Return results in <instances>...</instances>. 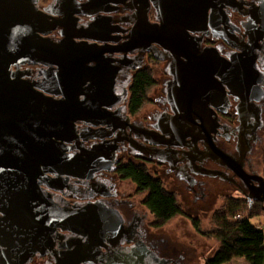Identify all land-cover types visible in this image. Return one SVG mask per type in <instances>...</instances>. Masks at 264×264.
Instances as JSON below:
<instances>
[{"label": "flooded vegetation", "instance_id": "flooded-vegetation-1", "mask_svg": "<svg viewBox=\"0 0 264 264\" xmlns=\"http://www.w3.org/2000/svg\"><path fill=\"white\" fill-rule=\"evenodd\" d=\"M76 1L84 4L90 0ZM51 4H57V0L39 2L40 8ZM98 4L109 11L77 14L76 17L78 27L103 20L97 23L94 35L107 39L98 45L104 52L106 66L101 71L105 78L102 88H112L114 93L111 97L106 95L104 102L107 103L102 107L111 113L107 119L109 125L77 121L78 135L95 133L97 137L84 140L79 136L68 145L71 146L69 152L76 153L81 147L90 149L116 143L119 147L117 160L111 170H100L92 178L70 176L67 181L56 182L57 189L45 184L42 189L50 201L62 207L90 203L97 205L103 213L111 210L120 213L124 232L107 243L102 253L92 260L94 264H127L124 259L130 255L137 264H177V251L168 240L150 231V210L133 200L137 191L129 193L121 186L124 181L134 182L122 178L118 169L123 163L145 165L154 176L172 179L173 186L187 192L194 204L217 197L246 199L247 193H258L257 186L264 184V170L261 169L264 168V0L94 2V6ZM145 17L160 25L174 23L175 37L183 35L189 47L174 54L157 43L134 48L136 44L130 42L133 30ZM60 30H53L50 37L60 40L63 37ZM94 42L89 40V43ZM243 52L254 58V70L261 78L255 89H237L216 74L217 83L206 102L207 107L202 98L196 97L197 107L190 113L195 116V124L176 121L178 118L184 120L187 114L181 109L174 86L179 85L180 66L190 61L188 55L203 56L207 60L217 53L230 61ZM159 64L162 76L154 78L159 89L150 102L153 107L146 112L143 111L145 106L132 109V86L136 75L144 68L159 67ZM89 65L95 66L97 62L91 61ZM45 68L34 64L21 67L29 70L26 79L32 83L42 82L41 72ZM113 76L114 82L110 83ZM79 99L84 100L85 95L81 94ZM217 151L232 157L234 162L227 161ZM177 189L174 191L179 192ZM257 202L260 201H248L247 209ZM143 206L147 210L142 209ZM58 234L61 238L56 239V247L77 237L68 231ZM28 264H57V260L48 250L38 252Z\"/></svg>", "mask_w": 264, "mask_h": 264}, {"label": "water", "instance_id": "water-1", "mask_svg": "<svg viewBox=\"0 0 264 264\" xmlns=\"http://www.w3.org/2000/svg\"><path fill=\"white\" fill-rule=\"evenodd\" d=\"M39 2L0 0V264H28L38 252L48 250L57 264H94L92 260L107 243L124 232L122 216L114 210L103 213L90 203L73 208L59 206L44 194L42 184L57 189L56 182L67 181L70 176L92 178L116 163V143L81 147L76 153H70L68 145L79 139L77 121L109 125L111 113L102 107L107 103L104 99L114 93L112 88H102L105 78L101 71L106 66L98 45L107 39L94 35L97 23L103 20L78 27L76 17L109 9L94 6L98 0L84 4L57 0V4L44 8ZM58 28L63 37L55 41L50 34ZM176 30L174 23L160 25L145 17L133 30L130 42L136 44L134 48L157 43L173 54L182 52L189 42L183 35L175 37ZM81 38L85 39L78 41ZM188 57L190 61L180 66L181 72L178 70L179 85L174 86L181 109L187 114L184 120L177 117L176 121L195 124V116L190 113L197 107L196 97L202 98L207 107L217 83L216 74L225 83L247 91H253L261 80L254 70V58L246 52L230 61L217 53L207 60L194 54ZM91 61L97 65H89ZM32 64L46 67L40 83L26 79L29 70L21 69ZM81 94L84 100L79 99ZM81 136L84 140L97 137L95 133ZM217 153L234 162L232 157ZM257 189L258 193L249 192L245 198L250 203L260 201L264 210V184ZM60 231L77 237L56 247ZM124 260L127 264L138 262L132 255Z\"/></svg>", "mask_w": 264, "mask_h": 264}, {"label": "trees", "instance_id": "trees-1", "mask_svg": "<svg viewBox=\"0 0 264 264\" xmlns=\"http://www.w3.org/2000/svg\"><path fill=\"white\" fill-rule=\"evenodd\" d=\"M156 84L150 68L140 70L132 86L131 107L142 108L149 101V93ZM118 173L124 179L132 180L137 194L153 215L151 228L159 229L177 216L183 215L179 194L168 190L163 179L151 174L145 165L123 163ZM244 198L227 197L211 215V227L203 229L197 217H191L194 227L206 237H215L219 246L216 252L206 258L204 264H228L234 258H245L247 264H264V226L253 223L252 218L264 214L263 204L257 202L247 209ZM243 218H234L246 214Z\"/></svg>", "mask_w": 264, "mask_h": 264}, {"label": "rangeland", "instance_id": "rangeland-1", "mask_svg": "<svg viewBox=\"0 0 264 264\" xmlns=\"http://www.w3.org/2000/svg\"><path fill=\"white\" fill-rule=\"evenodd\" d=\"M156 65V64H155ZM155 79H160L162 74L159 67L155 66L150 68ZM156 85V84H155ZM152 87L149 98L150 101L144 105L143 111L146 112L153 106L150 105L152 98L157 95V89L159 86ZM264 170V168H261ZM152 174V173H151ZM163 178V176H160ZM167 189L174 191L177 188L173 186L172 179L163 180ZM121 186L126 188L129 193H135L137 186L131 181L121 182ZM179 192V199L183 206L184 214L177 216L167 225L162 228L154 229L150 228V231L154 234H159L160 238L168 240L171 247L177 251L179 255L177 264H204L206 258L211 257L217 250L219 242L215 237H206L196 230L191 217H197L203 229H209L211 227V215L215 209H217L224 201V197H217L216 199L209 200L207 202H200L194 204L189 194L182 189H177ZM133 200L137 202L138 206L142 203V196L140 194L133 197ZM213 201V202H212ZM142 209L147 208L143 206ZM153 220L151 213L148 215V221ZM253 223H258L264 226V214L254 216L252 218ZM182 255V256H181ZM183 257V258H180ZM228 264H247L245 258H234Z\"/></svg>", "mask_w": 264, "mask_h": 264}, {"label": "built area", "instance_id": "built-area-1", "mask_svg": "<svg viewBox=\"0 0 264 264\" xmlns=\"http://www.w3.org/2000/svg\"><path fill=\"white\" fill-rule=\"evenodd\" d=\"M250 204V203H249ZM247 212H246V214H238L237 216H235L234 218H236V219H240V218H243L244 216H247Z\"/></svg>", "mask_w": 264, "mask_h": 264}]
</instances>
